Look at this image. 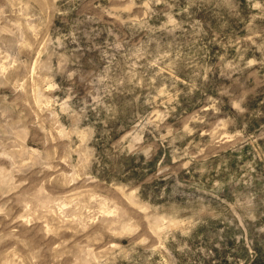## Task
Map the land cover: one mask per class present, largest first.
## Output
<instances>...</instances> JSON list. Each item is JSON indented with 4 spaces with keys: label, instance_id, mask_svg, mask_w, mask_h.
I'll use <instances>...</instances> for the list:
<instances>
[{
    "label": "rangeland",
    "instance_id": "374dc122",
    "mask_svg": "<svg viewBox=\"0 0 264 264\" xmlns=\"http://www.w3.org/2000/svg\"><path fill=\"white\" fill-rule=\"evenodd\" d=\"M0 264H264V0H0Z\"/></svg>",
    "mask_w": 264,
    "mask_h": 264
}]
</instances>
